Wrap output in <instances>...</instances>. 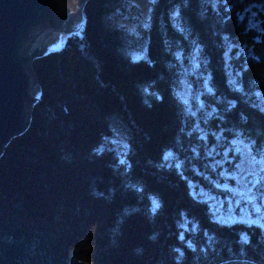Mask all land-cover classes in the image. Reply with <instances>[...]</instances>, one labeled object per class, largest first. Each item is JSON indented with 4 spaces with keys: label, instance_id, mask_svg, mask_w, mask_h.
<instances>
[{
    "label": "trees",
    "instance_id": "obj_1",
    "mask_svg": "<svg viewBox=\"0 0 264 264\" xmlns=\"http://www.w3.org/2000/svg\"><path fill=\"white\" fill-rule=\"evenodd\" d=\"M127 1L86 0L82 34L33 61L29 126L0 156V264H264V227L192 191L234 136L264 151V0H155L141 57ZM196 47L203 102L177 93Z\"/></svg>",
    "mask_w": 264,
    "mask_h": 264
},
{
    "label": "rangeland",
    "instance_id": "obj_2",
    "mask_svg": "<svg viewBox=\"0 0 264 264\" xmlns=\"http://www.w3.org/2000/svg\"><path fill=\"white\" fill-rule=\"evenodd\" d=\"M154 2L155 0H128L127 12L117 15L119 23L141 36L138 47L132 50L134 57L145 55L146 42L139 26L147 25ZM84 23V12L80 8V13L74 12L69 16V22L62 23L58 33L46 32L58 48L65 44L69 34H82ZM183 54V51H178L182 62V84L177 93L185 101L190 102L193 97H197L199 102H203L201 93L210 86V75L205 71L204 65H201L200 50L196 47L187 58ZM196 83L198 90H195ZM258 100L264 109V92L259 94ZM230 143L223 154V160L226 163L232 160V165L221 168L220 175L213 179L212 187L193 181L192 191L207 199L217 219L227 222L244 220L264 227V151L255 150L252 140L243 135L234 136ZM229 151L234 155H230Z\"/></svg>",
    "mask_w": 264,
    "mask_h": 264
},
{
    "label": "water",
    "instance_id": "obj_3",
    "mask_svg": "<svg viewBox=\"0 0 264 264\" xmlns=\"http://www.w3.org/2000/svg\"><path fill=\"white\" fill-rule=\"evenodd\" d=\"M85 1L0 0V156L29 126L40 92L33 61L57 48L46 31L58 33Z\"/></svg>",
    "mask_w": 264,
    "mask_h": 264
},
{
    "label": "snow or ice",
    "instance_id": "obj_4",
    "mask_svg": "<svg viewBox=\"0 0 264 264\" xmlns=\"http://www.w3.org/2000/svg\"><path fill=\"white\" fill-rule=\"evenodd\" d=\"M170 156H171L170 153L167 154V155L165 156V160H168ZM177 167H179V165H177ZM158 207H159V202L156 201V200H153V211H155Z\"/></svg>",
    "mask_w": 264,
    "mask_h": 264
}]
</instances>
